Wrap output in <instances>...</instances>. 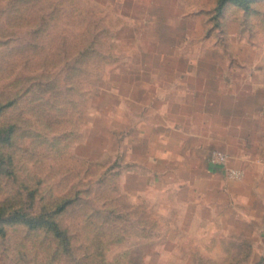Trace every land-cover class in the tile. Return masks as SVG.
<instances>
[{
  "label": "rangeland",
  "instance_id": "374dc122",
  "mask_svg": "<svg viewBox=\"0 0 264 264\" xmlns=\"http://www.w3.org/2000/svg\"><path fill=\"white\" fill-rule=\"evenodd\" d=\"M217 1L0 0V41L8 42L0 46V99L16 100L0 115V127L18 125L11 145L0 144V203L21 191L14 207L36 213L41 204L27 198L30 189L53 197L77 190L84 201L59 218L75 233L74 261L84 252L94 259L86 264L264 258L263 228L239 219L230 195L221 196L227 198L221 209L201 210L199 203L176 210L170 177L162 176L159 192L147 164V151L157 148L156 125L169 120L171 104L180 109L170 87L181 74H226L242 90L264 84V0L248 9L228 2L220 11ZM16 14L24 20L9 23ZM31 40L39 47L29 59L9 54ZM83 47L89 48L82 56ZM189 82L196 86L194 78ZM257 95L253 109L264 107V87ZM262 121L243 120L236 135L252 134L257 149L264 148ZM229 201L236 215L226 210ZM87 203L100 212L90 221L77 208ZM22 234L0 235V264H51L54 243L49 248L48 240Z\"/></svg>",
  "mask_w": 264,
  "mask_h": 264
},
{
  "label": "crops",
  "instance_id": "0c3cea01",
  "mask_svg": "<svg viewBox=\"0 0 264 264\" xmlns=\"http://www.w3.org/2000/svg\"><path fill=\"white\" fill-rule=\"evenodd\" d=\"M190 78L195 79L196 86L190 85ZM177 82L170 87V94L181 97L180 109L170 105L169 120L156 125L159 127L155 136L157 148L148 150L146 154L147 164L152 171L150 178L152 182L160 183L156 190L160 192L162 176L168 175L171 204L176 206V210L186 212L197 208L195 204L199 203L201 210L213 207L221 209L220 206L227 199L221 196L230 195L235 210L239 209L238 218L264 230L261 206L264 203V148L261 146L257 149L258 143L253 140L252 134L249 137L236 135L245 119L255 123L261 118L264 127V107H249L252 100L256 101L258 91L263 89L264 84L250 83L247 84L249 88L242 90L237 89L232 77L226 74L205 77L188 73L181 74ZM244 100L248 104L244 105ZM213 149L228 154L226 166L210 162L209 154ZM257 151L261 157L255 154ZM165 161H170L169 171L166 165L162 168ZM180 162L186 165L179 166ZM226 169L239 170L241 176L226 177ZM231 201L226 205V210L232 209ZM234 208L232 210L236 215ZM219 219L220 216H217L216 221ZM254 233L256 235L257 231Z\"/></svg>",
  "mask_w": 264,
  "mask_h": 264
},
{
  "label": "trees",
  "instance_id": "16d2710c",
  "mask_svg": "<svg viewBox=\"0 0 264 264\" xmlns=\"http://www.w3.org/2000/svg\"><path fill=\"white\" fill-rule=\"evenodd\" d=\"M254 1L255 0H218V10L220 11L228 2L238 5L242 9H248L250 4H252ZM24 16L18 17V14H16L15 17L11 18L9 23L16 24L18 22V19L24 20ZM36 33L37 32H32L33 35ZM7 43L8 42L6 41H0V46ZM37 47H39L38 43L33 42V40H31L30 42L22 43L20 46L12 47L9 50V54H11L12 56V52L20 51L23 52V54L21 53V57H26V59H29V50L36 49ZM87 48H81L80 52H82V56L85 51H88L86 50ZM8 65L4 66V68H8ZM44 65H42V67ZM15 103L16 100L12 97H6L2 100L0 99V115L4 113L6 109L13 106ZM17 126L14 122L8 121L5 127H0V144L7 143L8 145H11L10 141L11 139H13V135L16 134ZM12 174L13 173L11 172L10 175ZM39 183L40 181H38L36 185H38ZM36 191L37 188L30 189L25 194L27 198L31 200L34 197L39 198L41 207L40 210L36 213L28 212L26 211V209H22V207L20 206L17 207V209L14 207L17 206L16 202L18 203V201L20 202L21 200V196L23 194L21 193V191L18 192V199H16L15 201L6 200L5 202L0 203V235L5 236L8 232V229H13L14 231L23 233L22 235L24 238H27L28 236H40L43 241L48 240L49 242L47 244L49 245V248L54 243L55 251L50 258L51 264H86L87 259H91L92 261H94L93 257L91 258V256H89L90 253L86 252H84V254L79 257V259H77L76 261H74V259L70 257L72 256L70 255L72 253V249H74L72 242L73 239L76 240V236L74 232L69 231L68 227L62 226L59 223V218L63 216L64 213H66L68 209H70V207L73 210L74 204L76 205L84 201L82 197L79 196L78 191L75 190L72 194L65 193L63 197H53V195L51 194L46 196L37 193ZM77 208L79 212H83L82 217H85V220L87 221H90L96 215L94 213H97L91 212L88 203L83 204L82 206L79 205ZM77 208L75 207V209ZM75 211L76 213H78L77 210ZM99 213L100 212H98L97 214ZM101 219H104L103 221L106 222L107 218L102 217ZM19 229H22V231ZM106 238L108 237L106 236ZM82 247L83 249L85 247L87 248L86 244L82 245ZM263 260L264 258L260 260L259 263L255 264H261ZM95 264H106L105 259H98Z\"/></svg>",
  "mask_w": 264,
  "mask_h": 264
},
{
  "label": "built area",
  "instance_id": "2783aa9c",
  "mask_svg": "<svg viewBox=\"0 0 264 264\" xmlns=\"http://www.w3.org/2000/svg\"><path fill=\"white\" fill-rule=\"evenodd\" d=\"M209 160L215 165L224 167L227 164L228 156L220 150H212L209 155ZM226 172L230 178H238L241 176V172L239 170L226 169Z\"/></svg>",
  "mask_w": 264,
  "mask_h": 264
}]
</instances>
